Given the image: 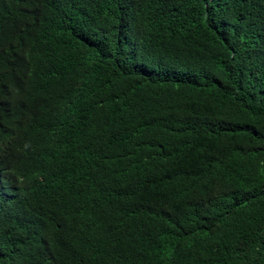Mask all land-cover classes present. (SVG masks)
<instances>
[{"label":"trees","instance_id":"trees-1","mask_svg":"<svg viewBox=\"0 0 264 264\" xmlns=\"http://www.w3.org/2000/svg\"><path fill=\"white\" fill-rule=\"evenodd\" d=\"M0 171V264H264V0H0Z\"/></svg>","mask_w":264,"mask_h":264},{"label":"clouds","instance_id":"clouds-1","mask_svg":"<svg viewBox=\"0 0 264 264\" xmlns=\"http://www.w3.org/2000/svg\"><path fill=\"white\" fill-rule=\"evenodd\" d=\"M0 172H2V171H0ZM4 173H5V172H4ZM3 178H4L3 173H1V174H0V179L3 180Z\"/></svg>","mask_w":264,"mask_h":264}]
</instances>
